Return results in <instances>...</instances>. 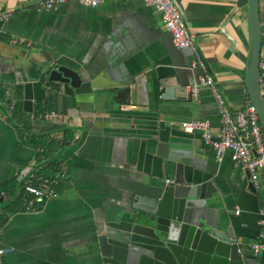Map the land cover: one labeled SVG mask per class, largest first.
<instances>
[{
  "label": "crops",
  "instance_id": "0c3cea01",
  "mask_svg": "<svg viewBox=\"0 0 264 264\" xmlns=\"http://www.w3.org/2000/svg\"><path fill=\"white\" fill-rule=\"evenodd\" d=\"M43 1L0 0V14H8L0 31V248L13 249L0 255V264H89L96 230L124 208L133 182L149 180L142 175V143L136 138L148 132L141 118L145 104L163 91L158 81L175 77L180 69L186 85L208 74L231 112L249 99L247 0H173L196 35L203 68H191L190 50L176 48L159 13L140 1H105L87 8L69 0L58 11H45ZM258 13L263 35L264 0H258ZM117 30L130 47L145 41L147 58L128 65L112 62ZM10 61L14 70L2 69ZM44 61L77 69L92 92L48 93L25 111L16 74L34 80L35 67ZM131 76L137 87L127 82ZM198 100L180 103L171 120L205 118L216 133L220 120L211 94L201 89ZM17 107L21 120L12 117ZM187 138L200 147L202 163L226 192L225 205L219 207L233 227L232 242L249 250L264 209V168L255 190L230 152L217 160L199 134ZM55 177L60 181L52 186L54 198L38 199L23 190L26 183L41 186ZM10 182L13 192L2 191Z\"/></svg>",
  "mask_w": 264,
  "mask_h": 264
},
{
  "label": "water",
  "instance_id": "95a60500",
  "mask_svg": "<svg viewBox=\"0 0 264 264\" xmlns=\"http://www.w3.org/2000/svg\"><path fill=\"white\" fill-rule=\"evenodd\" d=\"M247 16L246 88L264 129L258 68L262 36L258 0H247ZM111 43L112 62L128 65L147 56L145 41H135V46L130 47L120 30ZM2 67L14 70L12 61ZM35 71L34 80L24 72L16 74L18 94L27 112L32 111L33 101L43 100L48 93L61 91L65 96H77L92 92L90 81L71 66L44 61ZM181 73L182 69L175 70V77L159 80L162 93L145 104L147 110L141 119L147 125L142 130L148 132L136 139L142 143V175L149 180L133 182L126 192L124 208L114 220L96 230L88 250L89 264H264V250L253 256L232 242L233 227L219 207L225 205L226 192L202 163L200 147L187 138L195 133L184 132V121L170 118L180 103L200 101L199 94L197 99L188 97V85L181 82ZM135 78L131 76L127 82L137 87Z\"/></svg>",
  "mask_w": 264,
  "mask_h": 264
},
{
  "label": "built area",
  "instance_id": "2783aa9c",
  "mask_svg": "<svg viewBox=\"0 0 264 264\" xmlns=\"http://www.w3.org/2000/svg\"><path fill=\"white\" fill-rule=\"evenodd\" d=\"M69 0H44L40 3L45 11H58V9ZM87 8H93L105 1H131V0H77ZM144 5L156 10L161 19L162 28L167 31L173 45L178 49H188L192 53L191 68L204 67L202 59L196 48V35L189 31L185 22L174 4L173 0H137ZM8 14H0V31L2 23ZM259 78L260 91L264 99V34L261 36V46L259 53ZM207 89L214 99L217 114L220 120V128L214 133L208 119H196L184 121L181 128L186 133H197L202 142L210 147L217 160L225 152H230L235 167L242 172L243 178H248L252 187L258 188V176L260 170L264 168V129L260 124L255 107L250 100H246L240 110L231 112L225 105L224 100L218 92L214 80L208 74L198 76L197 80L186 87L189 98L197 99L199 91ZM60 178L55 177L48 184L33 186L24 184L25 193L32 194L38 199L41 197L54 198L56 192L53 185L59 184ZM236 210V214H238ZM259 231L256 241L250 245L249 252L256 256L264 250V209L259 210L258 219ZM10 247H1L0 255L12 252Z\"/></svg>",
  "mask_w": 264,
  "mask_h": 264
},
{
  "label": "trees",
  "instance_id": "16d2710c",
  "mask_svg": "<svg viewBox=\"0 0 264 264\" xmlns=\"http://www.w3.org/2000/svg\"><path fill=\"white\" fill-rule=\"evenodd\" d=\"M3 95H4V93L3 92H1L0 93V97H3ZM22 112H21V110H20V108H15L14 110H13V114H12V117L14 118V119H18V120H21L22 119ZM14 185L15 184H13L12 182H10V183H8V184H6L5 186H2V191H4V192H7V193H12L13 192V190H14Z\"/></svg>",
  "mask_w": 264,
  "mask_h": 264
}]
</instances>
